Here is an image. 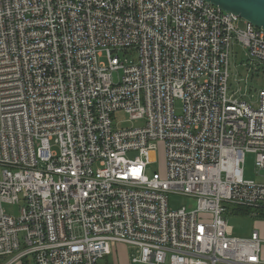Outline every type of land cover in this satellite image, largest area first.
<instances>
[{"label":"built area","instance_id":"built-area-1","mask_svg":"<svg viewBox=\"0 0 264 264\" xmlns=\"http://www.w3.org/2000/svg\"><path fill=\"white\" fill-rule=\"evenodd\" d=\"M236 45L264 64V29L205 0H0L5 264H102L115 244L139 264H264L260 233L225 217L264 209L244 177L247 152L264 171V89L242 93Z\"/></svg>","mask_w":264,"mask_h":264},{"label":"rangeland","instance_id":"rangeland-1","mask_svg":"<svg viewBox=\"0 0 264 264\" xmlns=\"http://www.w3.org/2000/svg\"><path fill=\"white\" fill-rule=\"evenodd\" d=\"M234 49L235 55L233 69H235L238 72L239 77L242 78L240 82H237V85L241 87L242 93L246 94L247 99L252 98L256 101L260 91L264 89V64H259L252 60L246 55V52L240 46L236 45ZM128 52V59L137 56L135 50H129ZM175 109L177 114H181L182 103L179 100H176L175 102ZM116 124H118L119 127H130L132 125L139 126L142 124V121L131 120L127 113L121 111L117 113V118L114 120V126ZM53 149L57 150L56 147ZM135 155H137V152L129 154L132 158ZM158 159V162L151 163V168L159 169L163 173L165 171V159L162 149H159ZM244 177L249 180L264 179V171L259 173L256 165V155L254 153L247 152L245 154ZM190 204L191 200L188 196L179 193L170 194L169 205L171 209L176 210L184 206L189 207ZM233 206L235 205H230V208ZM19 208L20 206L17 204H4V209L13 215H18L20 213ZM225 217L227 220V232L234 237L249 236L254 230L255 220H259L252 215L234 214L230 209ZM102 264H105V260L102 261Z\"/></svg>","mask_w":264,"mask_h":264},{"label":"water","instance_id":"water-1","mask_svg":"<svg viewBox=\"0 0 264 264\" xmlns=\"http://www.w3.org/2000/svg\"><path fill=\"white\" fill-rule=\"evenodd\" d=\"M264 29V0H205Z\"/></svg>","mask_w":264,"mask_h":264},{"label":"crops","instance_id":"crops-1","mask_svg":"<svg viewBox=\"0 0 264 264\" xmlns=\"http://www.w3.org/2000/svg\"><path fill=\"white\" fill-rule=\"evenodd\" d=\"M254 230L249 236H243L244 238L251 237L254 231H258L262 237V245L264 250V219L255 220ZM136 250L133 247H129L124 244H115L112 248V252L104 260L105 264H139L133 263L131 257L135 254ZM9 260V257H0V264H5ZM14 264H20L16 262ZM21 264H34L32 259H24ZM231 264V263H224Z\"/></svg>","mask_w":264,"mask_h":264},{"label":"trees","instance_id":"trees-1","mask_svg":"<svg viewBox=\"0 0 264 264\" xmlns=\"http://www.w3.org/2000/svg\"><path fill=\"white\" fill-rule=\"evenodd\" d=\"M230 211L238 215H250L252 212H256L257 219H264V209H250L249 207L233 206L229 207Z\"/></svg>","mask_w":264,"mask_h":264}]
</instances>
